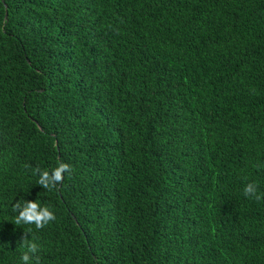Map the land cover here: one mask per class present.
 <instances>
[{"label":"trees","instance_id":"1","mask_svg":"<svg viewBox=\"0 0 264 264\" xmlns=\"http://www.w3.org/2000/svg\"><path fill=\"white\" fill-rule=\"evenodd\" d=\"M247 182L264 193V0H0V264L25 233L40 264H264ZM23 199L56 219L16 225Z\"/></svg>","mask_w":264,"mask_h":264},{"label":"clouds","instance_id":"2","mask_svg":"<svg viewBox=\"0 0 264 264\" xmlns=\"http://www.w3.org/2000/svg\"><path fill=\"white\" fill-rule=\"evenodd\" d=\"M261 165H258V167ZM30 168V165H24ZM71 166L67 163L58 162L57 166L50 170H42L39 167L32 169L33 175H38L37 184L43 189H57L62 184L65 173H71ZM256 182H247L243 186V194L246 198L255 199L257 202L264 199V193L258 191ZM12 211L17 213L15 224H34L36 229H43L46 225L56 219L53 211L48 206H41L37 201L19 200L12 205ZM25 233V232H24ZM28 233L21 237L20 247L24 249L20 256L21 264H40V257L37 253L40 251V245L36 243V237L28 239Z\"/></svg>","mask_w":264,"mask_h":264}]
</instances>
